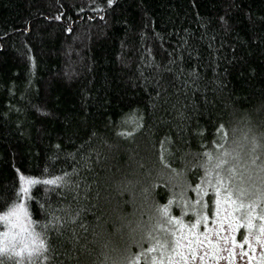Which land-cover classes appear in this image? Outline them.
Here are the masks:
<instances>
[{"label":"trees","instance_id":"16d2710c","mask_svg":"<svg viewBox=\"0 0 264 264\" xmlns=\"http://www.w3.org/2000/svg\"><path fill=\"white\" fill-rule=\"evenodd\" d=\"M262 98L264 0H0V215L25 202L27 181L76 169L70 189L31 186L29 219L53 225L39 228L40 264H83L103 202L123 197L116 182L143 168L146 153L163 160L167 150L175 165L219 152L230 110ZM132 116L143 117L141 130L118 135L132 131L122 123ZM219 176L193 163L182 189L156 185L169 217L136 264H230L233 237L245 264H264V200ZM5 231L0 260L27 264L24 246L39 241Z\"/></svg>","mask_w":264,"mask_h":264},{"label":"clouds","instance_id":"9594fccd","mask_svg":"<svg viewBox=\"0 0 264 264\" xmlns=\"http://www.w3.org/2000/svg\"><path fill=\"white\" fill-rule=\"evenodd\" d=\"M227 132V142L219 152L211 150L207 156H184L175 165L169 155L160 160L146 153L143 168H135L130 176L116 182L123 197L117 194L116 200L103 202L106 217L95 227L90 225L93 251L89 253L87 247L83 248V264H136V250L142 249V242L148 241L163 223L158 190L154 186L164 184L173 191L182 189L193 163L202 172L212 170L221 174L248 199L264 200V98L246 109L233 107ZM221 139H224L223 133ZM68 214L75 223L78 206H71ZM37 231L40 232L38 241L47 247L45 234L39 228Z\"/></svg>","mask_w":264,"mask_h":264},{"label":"snow or ice","instance_id":"6c2138e0","mask_svg":"<svg viewBox=\"0 0 264 264\" xmlns=\"http://www.w3.org/2000/svg\"><path fill=\"white\" fill-rule=\"evenodd\" d=\"M143 117H135L132 116L131 118H125L122 123L131 127L132 131L131 132H127V133H118V135L124 136L126 138H131L133 136V134L135 132H138L141 130L142 128V123H140V121H142ZM165 144H167V141H165ZM165 155H170L169 152H167V150H165L164 152V157ZM85 166H87V164H85ZM47 171V170H46ZM76 169L73 170L72 173H66L63 176H59L55 179H49V180H43V181H37V180H29L26 183L29 185V187H23L21 189V194L24 196V203H17V202H13L12 205L10 207H8L7 211L3 214L0 215V227H6L8 229V231H5L3 233V235L5 237H8L9 233H16V234H28L32 237L33 242L35 243V241H38L39 236H40V232L37 231V227H36V222H34L33 220L29 219L31 213L29 211V207H30V202H31V197L29 195L30 192V188L33 185L36 184H44V185H53V186H58L59 188H65V189H70L71 188V177L76 173ZM219 176V173H218ZM224 179L223 176H219V180L220 182H222ZM156 187V186H154ZM51 191H57V187H53L50 189ZM20 196L17 195L15 197L16 201H19ZM240 208H243V205H240ZM159 212L161 214V216L163 217H169V211L168 208H159ZM56 220H59L58 217L55 218ZM250 219L249 218V226H250ZM177 223H179V221H177ZM53 225L52 224H43V225H39V228L41 230L43 229H50L52 228ZM192 227H196V225H192ZM237 227H240L239 224H237ZM43 232V231H41ZM261 232H264V228H261ZM233 243H235V238L233 237ZM178 244V242H177ZM179 246V244H178ZM8 251V248L5 247H0V254L5 253ZM24 251L27 252V256H28V261L27 264H40V257L44 256L47 252V247L43 244L39 242V247H32L29 248L28 245L24 246ZM149 251H152V249H149ZM173 251H175V249H173ZM16 255H21V253H16ZM243 255V253H242ZM195 257L193 256V259ZM203 256H201V260H203ZM0 264H3V261L0 260ZM22 264H25V262L22 261ZM147 264V261H146Z\"/></svg>","mask_w":264,"mask_h":264},{"label":"rangeland","instance_id":"374dc122","mask_svg":"<svg viewBox=\"0 0 264 264\" xmlns=\"http://www.w3.org/2000/svg\"><path fill=\"white\" fill-rule=\"evenodd\" d=\"M220 225L224 226L225 229L227 228L225 223H221ZM259 231H261V230H259ZM229 233L231 235L234 234L233 231L228 229L226 234L229 235ZM223 236H224V233H221L219 238L222 239ZM225 237H226V235H225ZM212 239H214V238H212ZM209 240H210V238H209ZM207 241H208V238H207ZM233 246H234V250L232 251L231 258L229 259L230 264H245V260L247 259V256H248L247 250L241 249L240 247H238V245L236 243H233ZM242 253H243V255H242ZM218 255L221 257L220 252H218ZM229 257H230V255H229ZM225 264H228V262Z\"/></svg>","mask_w":264,"mask_h":264}]
</instances>
